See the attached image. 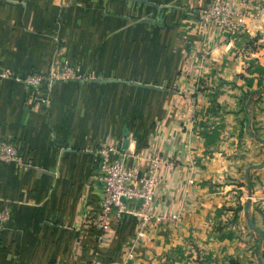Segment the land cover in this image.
I'll return each mask as SVG.
<instances>
[{
  "label": "crops",
  "instance_id": "1",
  "mask_svg": "<svg viewBox=\"0 0 264 264\" xmlns=\"http://www.w3.org/2000/svg\"><path fill=\"white\" fill-rule=\"evenodd\" d=\"M209 1L0 0V70L82 75L46 101L0 79V140L33 162L0 161V264H264V0L235 35L199 19ZM112 144L141 176L156 163L166 219L138 238L129 212L101 244Z\"/></svg>",
  "mask_w": 264,
  "mask_h": 264
},
{
  "label": "built area",
  "instance_id": "2",
  "mask_svg": "<svg viewBox=\"0 0 264 264\" xmlns=\"http://www.w3.org/2000/svg\"><path fill=\"white\" fill-rule=\"evenodd\" d=\"M256 0H210L198 11L199 19L210 23L232 35L240 32L245 26V18L249 7ZM13 78L23 81L32 92V98L46 101L43 96V87H49L57 80L82 79L69 65L68 61L62 67L51 69L47 74L38 71L29 72L25 77L11 75L0 70V79ZM100 170L96 179L102 186L101 207L93 219L94 226L100 231L97 240L106 244L107 238L112 235L124 215L134 212L138 216L137 237H143L145 228L151 221H162L165 215H157L152 208L155 195L157 173L155 167L149 169L146 176L139 175L138 171L127 164L126 155L117 145H107L100 152ZM0 161L18 163L24 169L33 166L30 157L23 161L19 154V146L15 140H0ZM138 200L137 209L130 210L128 200ZM7 212L0 213V219H6Z\"/></svg>",
  "mask_w": 264,
  "mask_h": 264
},
{
  "label": "water",
  "instance_id": "3",
  "mask_svg": "<svg viewBox=\"0 0 264 264\" xmlns=\"http://www.w3.org/2000/svg\"><path fill=\"white\" fill-rule=\"evenodd\" d=\"M126 144H127V140L124 141V147L126 146ZM263 165H264V163L262 165H259V166H263ZM246 176H247V179H248V172L246 173ZM248 195H250V193H248ZM250 225L252 226L251 222H250Z\"/></svg>",
  "mask_w": 264,
  "mask_h": 264
},
{
  "label": "rangeland",
  "instance_id": "4",
  "mask_svg": "<svg viewBox=\"0 0 264 264\" xmlns=\"http://www.w3.org/2000/svg\"><path fill=\"white\" fill-rule=\"evenodd\" d=\"M249 193H250V195H251V191H249ZM250 195H248V196H250Z\"/></svg>",
  "mask_w": 264,
  "mask_h": 264
}]
</instances>
